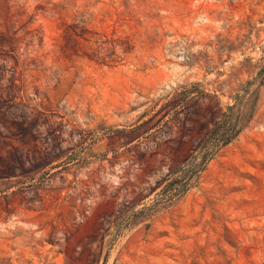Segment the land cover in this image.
I'll use <instances>...</instances> for the list:
<instances>
[{
  "label": "rangeland",
  "instance_id": "374dc122",
  "mask_svg": "<svg viewBox=\"0 0 264 264\" xmlns=\"http://www.w3.org/2000/svg\"><path fill=\"white\" fill-rule=\"evenodd\" d=\"M0 264H264V0H0Z\"/></svg>",
  "mask_w": 264,
  "mask_h": 264
}]
</instances>
